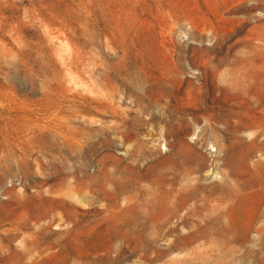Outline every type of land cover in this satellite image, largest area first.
I'll return each instance as SVG.
<instances>
[{"label":"rangeland","instance_id":"obj_1","mask_svg":"<svg viewBox=\"0 0 264 264\" xmlns=\"http://www.w3.org/2000/svg\"><path fill=\"white\" fill-rule=\"evenodd\" d=\"M177 55L210 57L221 74L238 57L248 62L237 74L264 71V0H0V205L11 207L0 221V264L149 263V217L118 224L102 212L112 181L95 188L86 178H118L127 164L166 173L172 154L182 184H192L202 172L181 160L192 145L210 158L222 127L209 117L213 104L219 116L254 94L214 96L224 84L211 82L212 64L169 82L166 62ZM199 72L202 91L187 81ZM46 189L60 208L37 221L35 195ZM20 223L26 241L7 242ZM112 223L129 233L108 244ZM120 245L127 261H93ZM140 250L143 261L131 254Z\"/></svg>","mask_w":264,"mask_h":264},{"label":"bare ground","instance_id":"obj_2","mask_svg":"<svg viewBox=\"0 0 264 264\" xmlns=\"http://www.w3.org/2000/svg\"><path fill=\"white\" fill-rule=\"evenodd\" d=\"M212 60L208 57L197 62L189 55L170 56L166 62L169 82L177 83L189 70L212 64ZM247 62V57H238L222 74L221 63L212 64L211 82L224 84V88L212 92L214 96L218 91L231 93L237 87L245 89V100L249 91L254 94L250 102L224 115L218 116L220 110L213 104L209 117L217 119L222 127L210 145V158L194 152L192 145L187 146L181 160V164L196 163V169L202 172L199 180L188 186L182 184L181 169L172 154L165 160L166 173L157 174L154 165L142 172L127 164L120 168L118 178L111 179L108 173L101 175V181L99 176L86 178L87 186L92 182L95 188L112 181L114 189L106 194L108 208L102 212L110 211L118 224L135 226L139 217H149L147 223L156 229L151 239V259L139 264H264V105L259 102L264 97V71L252 68L237 74ZM205 75L206 72H199L187 81L202 91L206 89ZM206 111L207 107L197 106L196 112ZM53 193L51 189L37 192L35 197L41 206L34 220H44L60 208ZM99 198L105 201L104 197ZM112 224L108 244L129 233ZM132 235L141 242L142 231ZM124 251L122 245L112 246L93 261L106 258L110 263L120 259L125 262L132 255ZM137 253L143 254L137 255L143 261L141 250L131 252Z\"/></svg>","mask_w":264,"mask_h":264},{"label":"crops","instance_id":"obj_3","mask_svg":"<svg viewBox=\"0 0 264 264\" xmlns=\"http://www.w3.org/2000/svg\"><path fill=\"white\" fill-rule=\"evenodd\" d=\"M9 203H10V200H6L3 205H0V221H3V218L5 215L10 214L11 207L9 206ZM36 214L37 213H35L34 216ZM21 226H22L21 223L18 224V226L16 227V231H17L16 233H13V231H14L13 230L10 232L11 234L6 235L7 242H11V243L13 242V243L21 244L22 242L24 243L26 241L27 237L24 234H20L19 230L22 228ZM34 236H35V239L37 240L36 237H38V236L37 235H34Z\"/></svg>","mask_w":264,"mask_h":264}]
</instances>
